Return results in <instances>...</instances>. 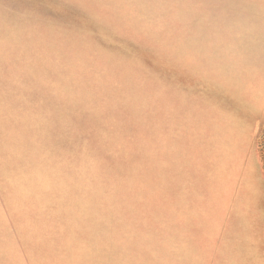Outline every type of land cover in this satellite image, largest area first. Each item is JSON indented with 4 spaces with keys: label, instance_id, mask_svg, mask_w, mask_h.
Returning <instances> with one entry per match:
<instances>
[{
    "label": "rangeland",
    "instance_id": "1",
    "mask_svg": "<svg viewBox=\"0 0 264 264\" xmlns=\"http://www.w3.org/2000/svg\"><path fill=\"white\" fill-rule=\"evenodd\" d=\"M0 264H264V0H0Z\"/></svg>",
    "mask_w": 264,
    "mask_h": 264
}]
</instances>
